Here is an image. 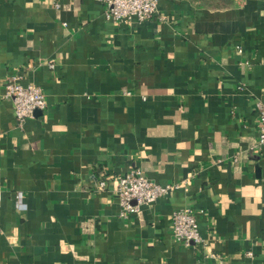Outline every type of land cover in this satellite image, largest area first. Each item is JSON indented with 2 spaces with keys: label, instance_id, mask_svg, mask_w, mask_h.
<instances>
[{
  "label": "crops",
  "instance_id": "1",
  "mask_svg": "<svg viewBox=\"0 0 264 264\" xmlns=\"http://www.w3.org/2000/svg\"><path fill=\"white\" fill-rule=\"evenodd\" d=\"M104 12L0 0V264H264V0H160L142 24ZM11 77L46 96L22 124ZM133 168L179 188L125 219L97 173ZM185 208L202 245L174 238Z\"/></svg>",
  "mask_w": 264,
  "mask_h": 264
},
{
  "label": "built area",
  "instance_id": "2",
  "mask_svg": "<svg viewBox=\"0 0 264 264\" xmlns=\"http://www.w3.org/2000/svg\"><path fill=\"white\" fill-rule=\"evenodd\" d=\"M104 6V15L107 20L115 23H147L158 12L160 0H100ZM58 7V5H56ZM241 54L243 49L237 46ZM54 68V65H50ZM14 106L17 121L22 124L28 119L35 118L38 112L47 109L46 96L43 90L35 85L24 86L18 77H11L5 81V95ZM257 116L259 121L258 147L264 149V104H257ZM102 169V168H101ZM97 189L105 191L109 185L113 187L122 218L128 219L137 215L143 205H150L159 199L166 197L170 191L179 188L178 184L161 186L146 178L139 168H133L129 172L120 175H111L98 170ZM17 206L24 210L22 195H17ZM3 200L0 191V205ZM174 238L187 247L199 246L204 240L199 232V226L194 212L190 208L178 210L173 214ZM252 256L251 253L248 254Z\"/></svg>",
  "mask_w": 264,
  "mask_h": 264
},
{
  "label": "trees",
  "instance_id": "3",
  "mask_svg": "<svg viewBox=\"0 0 264 264\" xmlns=\"http://www.w3.org/2000/svg\"><path fill=\"white\" fill-rule=\"evenodd\" d=\"M227 1H230V0H223V2H227Z\"/></svg>",
  "mask_w": 264,
  "mask_h": 264
}]
</instances>
